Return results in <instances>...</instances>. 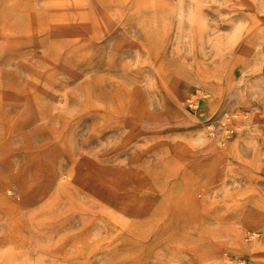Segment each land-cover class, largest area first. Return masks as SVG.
<instances>
[{
  "label": "rangeland",
  "instance_id": "obj_1",
  "mask_svg": "<svg viewBox=\"0 0 264 264\" xmlns=\"http://www.w3.org/2000/svg\"><path fill=\"white\" fill-rule=\"evenodd\" d=\"M259 217L264 0H0V264H260Z\"/></svg>",
  "mask_w": 264,
  "mask_h": 264
},
{
  "label": "bare ground",
  "instance_id": "obj_2",
  "mask_svg": "<svg viewBox=\"0 0 264 264\" xmlns=\"http://www.w3.org/2000/svg\"><path fill=\"white\" fill-rule=\"evenodd\" d=\"M259 221L262 223V227L258 230L257 229V231L256 232H258L259 234H260V237H261V241H260V244H261V246H263L264 245V218H262V217H259ZM236 234H237V232H236ZM257 233H255L254 231L252 232V233H250V236L251 237H253V236H255ZM237 239V238H236ZM241 242V241H240ZM239 243V242H238ZM241 246V245H240ZM246 248V247H245ZM255 256V255H254Z\"/></svg>",
  "mask_w": 264,
  "mask_h": 264
},
{
  "label": "crops",
  "instance_id": "obj_3",
  "mask_svg": "<svg viewBox=\"0 0 264 264\" xmlns=\"http://www.w3.org/2000/svg\"><path fill=\"white\" fill-rule=\"evenodd\" d=\"M252 227V226H251ZM262 227V223L259 221V222H257L254 226H253V228L254 229H260ZM261 249L263 250V251H261L263 254H261L260 256H257L256 258H255V262L257 263V261L258 262H260V264H264V248L263 247H261Z\"/></svg>",
  "mask_w": 264,
  "mask_h": 264
},
{
  "label": "built area",
  "instance_id": "obj_4",
  "mask_svg": "<svg viewBox=\"0 0 264 264\" xmlns=\"http://www.w3.org/2000/svg\"><path fill=\"white\" fill-rule=\"evenodd\" d=\"M195 105H196V100L195 99H190L189 100V106L191 108H195ZM241 264H243V263H241Z\"/></svg>",
  "mask_w": 264,
  "mask_h": 264
}]
</instances>
